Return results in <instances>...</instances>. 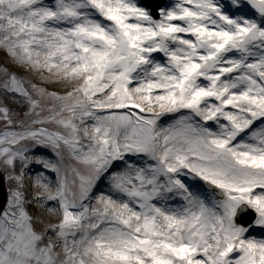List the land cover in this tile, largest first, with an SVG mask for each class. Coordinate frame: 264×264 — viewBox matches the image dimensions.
Here are the masks:
<instances>
[{
    "label": "snow or ice",
    "instance_id": "1",
    "mask_svg": "<svg viewBox=\"0 0 264 264\" xmlns=\"http://www.w3.org/2000/svg\"><path fill=\"white\" fill-rule=\"evenodd\" d=\"M0 47V264H264V0H0Z\"/></svg>",
    "mask_w": 264,
    "mask_h": 264
},
{
    "label": "bare ground",
    "instance_id": "2",
    "mask_svg": "<svg viewBox=\"0 0 264 264\" xmlns=\"http://www.w3.org/2000/svg\"><path fill=\"white\" fill-rule=\"evenodd\" d=\"M170 2H171V0H169V3ZM0 67H7L10 70H15L21 75L25 74V69L22 66H20L19 64H17V62L12 60L11 57H9L7 52L2 47H0ZM34 167L31 166V168L33 170H38V168H34ZM32 187L35 188V185H32ZM30 207H32L33 210H35V206H30Z\"/></svg>",
    "mask_w": 264,
    "mask_h": 264
},
{
    "label": "water",
    "instance_id": "3",
    "mask_svg": "<svg viewBox=\"0 0 264 264\" xmlns=\"http://www.w3.org/2000/svg\"><path fill=\"white\" fill-rule=\"evenodd\" d=\"M3 202H4V191H3L2 177H0V207H2Z\"/></svg>",
    "mask_w": 264,
    "mask_h": 264
},
{
    "label": "rangeland",
    "instance_id": "4",
    "mask_svg": "<svg viewBox=\"0 0 264 264\" xmlns=\"http://www.w3.org/2000/svg\"><path fill=\"white\" fill-rule=\"evenodd\" d=\"M169 3V0H164V4H167ZM36 82H42V81H39V80H36ZM33 166V165H32ZM34 167V166H33ZM35 168V167H34ZM39 168V167H38ZM5 187H6V191H7V187H8V184L7 182L5 181ZM51 218H55L54 217V214H51Z\"/></svg>",
    "mask_w": 264,
    "mask_h": 264
}]
</instances>
